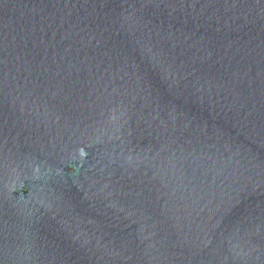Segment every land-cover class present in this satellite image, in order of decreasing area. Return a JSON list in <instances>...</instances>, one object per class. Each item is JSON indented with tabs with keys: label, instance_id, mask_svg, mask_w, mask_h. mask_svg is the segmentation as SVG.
<instances>
[{
	"label": "water",
	"instance_id": "1",
	"mask_svg": "<svg viewBox=\"0 0 264 264\" xmlns=\"http://www.w3.org/2000/svg\"><path fill=\"white\" fill-rule=\"evenodd\" d=\"M0 264H264V0H0Z\"/></svg>",
	"mask_w": 264,
	"mask_h": 264
}]
</instances>
